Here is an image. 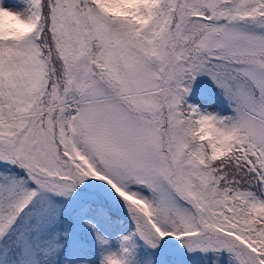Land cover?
I'll return each mask as SVG.
<instances>
[{
	"label": "snow or ice",
	"instance_id": "6c2138e0",
	"mask_svg": "<svg viewBox=\"0 0 264 264\" xmlns=\"http://www.w3.org/2000/svg\"><path fill=\"white\" fill-rule=\"evenodd\" d=\"M0 264H264V0H0Z\"/></svg>",
	"mask_w": 264,
	"mask_h": 264
}]
</instances>
